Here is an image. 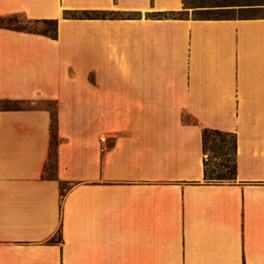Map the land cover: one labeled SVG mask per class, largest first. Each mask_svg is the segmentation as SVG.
I'll list each match as a JSON object with an SVG mask.
<instances>
[{"label": "crops", "instance_id": "0c3cea01", "mask_svg": "<svg viewBox=\"0 0 264 264\" xmlns=\"http://www.w3.org/2000/svg\"><path fill=\"white\" fill-rule=\"evenodd\" d=\"M182 11L0 0L58 20L0 27V102L19 105L0 109V264H264V16L163 15ZM204 129L236 135L233 181L205 180Z\"/></svg>", "mask_w": 264, "mask_h": 264}, {"label": "rangeland", "instance_id": "374dc122", "mask_svg": "<svg viewBox=\"0 0 264 264\" xmlns=\"http://www.w3.org/2000/svg\"><path fill=\"white\" fill-rule=\"evenodd\" d=\"M181 17L187 15L194 18H218V17H235V16H264V0H185L184 11ZM0 24L9 25L12 28L27 27L34 31H52V25H30L27 21L17 16L15 18H0ZM54 111L55 105L52 103L42 104ZM17 103L0 102V109L4 107H18ZM234 138L231 136L209 134L205 140V159L208 164L210 174V183H229L232 180L217 179L218 175L226 173L224 168L228 165L233 170L234 160ZM231 154V158L225 156ZM54 175V168H49L48 176Z\"/></svg>", "mask_w": 264, "mask_h": 264}, {"label": "trees", "instance_id": "16d2710c", "mask_svg": "<svg viewBox=\"0 0 264 264\" xmlns=\"http://www.w3.org/2000/svg\"><path fill=\"white\" fill-rule=\"evenodd\" d=\"M184 6H185V0H184ZM183 12H170L167 14H163L164 16L170 17V18H182ZM69 16L73 17V18H78V17H98V18H111V17H115L116 13L115 12H91V13H69ZM162 15V13H161ZM16 16H9V17H5V18H15ZM23 17V16H21ZM28 24L30 25H38V24H43V25H52L53 26V30L52 31H44V32H40V31H34L33 29L27 28V27H23V28H12L9 25H4V24H0V27H4V28H8V29H13V30H18V31H23V32H28V33H36V34H42V35H46L52 38H56L57 37V27H58V20H28L27 18L23 17ZM220 18V17H218ZM185 120H187L188 122H191V119L189 116H185ZM209 134H216V135H224V136H231L234 138V146H233V151H234V160H233V170H231V168L228 165L229 159H227V165L224 166L226 173L222 174V175H218L217 179H224V180H234L236 177V146H237V138L235 134L232 133H225V132H221L218 130H209V129H204L203 130V141H204V145H205V140L206 137ZM51 136H52V150H51V156H50V161H49V167H53L54 168V175L55 176V172H56V148L58 145V139H57V119L56 116H54L53 119V123L51 126ZM205 152V149H204ZM226 157L231 158V154L230 153H226L225 154ZM213 178H210V174H209V170H208V164L207 161H205V180L207 182H209V180H211ZM62 189L63 191L65 190V185H62Z\"/></svg>", "mask_w": 264, "mask_h": 264}, {"label": "built area", "instance_id": "2783aa9c", "mask_svg": "<svg viewBox=\"0 0 264 264\" xmlns=\"http://www.w3.org/2000/svg\"><path fill=\"white\" fill-rule=\"evenodd\" d=\"M107 141H108V138H101V142L102 143H107ZM107 149L108 148L106 146H104V147L101 148V152L104 153L105 151H107Z\"/></svg>", "mask_w": 264, "mask_h": 264}]
</instances>
